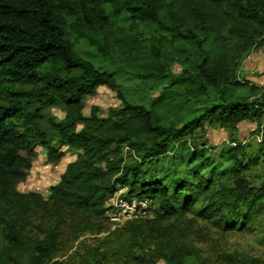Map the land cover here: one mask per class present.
Returning a JSON list of instances; mask_svg holds the SVG:
<instances>
[{
    "label": "trees",
    "instance_id": "trees-1",
    "mask_svg": "<svg viewBox=\"0 0 264 264\" xmlns=\"http://www.w3.org/2000/svg\"><path fill=\"white\" fill-rule=\"evenodd\" d=\"M80 40L136 88L83 57ZM263 45L264 0H0V264H191L203 261L197 223H264V91L239 76ZM99 86L121 105L85 115ZM45 107L63 111L50 131ZM244 121L259 141H237ZM213 125L230 140L194 139ZM37 145L49 162L61 147L79 153L46 196L17 187ZM122 188L152 216L111 229L107 200Z\"/></svg>",
    "mask_w": 264,
    "mask_h": 264
},
{
    "label": "rangeland",
    "instance_id": "rangeland-1",
    "mask_svg": "<svg viewBox=\"0 0 264 264\" xmlns=\"http://www.w3.org/2000/svg\"><path fill=\"white\" fill-rule=\"evenodd\" d=\"M76 50L85 58L93 62L99 69L111 73L116 81L120 83L125 89L133 91L136 88L138 80L131 75L127 74L121 68L109 64L104 60L100 54L85 41L80 40L76 43ZM174 71H178L179 67L175 66ZM239 76L251 84H255L258 91H264V45L253 49L250 54L245 57L239 68ZM249 85L240 88L244 93L249 92ZM127 91V92H129ZM121 105L120 99L117 98L114 91L105 86H99L94 95L87 96L84 100L83 113L88 115L92 108H96L97 113L105 115L106 111L112 107ZM41 122L47 131H50L48 118L53 117L60 119L63 116V111L59 107H45L41 110ZM256 122H241L234 136L237 141L241 143L259 141L261 136L257 134ZM230 128L218 127L217 125L205 126L202 130L195 133L194 139L204 141L210 145H220L222 142L229 141L232 135ZM35 155L31 161V167L28 170L24 181L20 182L17 187L20 191H37L44 196L48 193L50 185L56 183L68 163L74 161L78 157V152L61 147L59 150L63 151L62 157L55 162H49L46 158L44 148L37 145L34 147ZM216 151L214 150V153ZM255 172L264 173L263 168L257 169ZM126 195V189H119L112 197L107 200V204H111L116 198H130ZM107 215V213H106ZM152 216V210L144 217L149 218ZM110 228H114L113 221L107 216ZM124 223V222H123ZM122 223V224H123ZM120 224V225H122ZM196 226H202L204 236L197 238L194 236L193 244L198 249L197 253L202 255V260L197 258V255L190 259L191 264H264V223L260 221L250 231H227L221 232L215 229L208 222H199ZM89 236L85 235L80 239H88ZM79 239V240H80ZM77 240L74 246L77 245ZM89 241V240H87ZM231 253L239 260L236 263L229 261L223 262L219 259L218 253ZM156 264H166L164 260H157Z\"/></svg>",
    "mask_w": 264,
    "mask_h": 264
},
{
    "label": "built area",
    "instance_id": "built-area-1",
    "mask_svg": "<svg viewBox=\"0 0 264 264\" xmlns=\"http://www.w3.org/2000/svg\"><path fill=\"white\" fill-rule=\"evenodd\" d=\"M107 211L108 218L113 221L114 226L132 219L146 217L150 213V201L146 198L131 196L130 198H116Z\"/></svg>",
    "mask_w": 264,
    "mask_h": 264
}]
</instances>
